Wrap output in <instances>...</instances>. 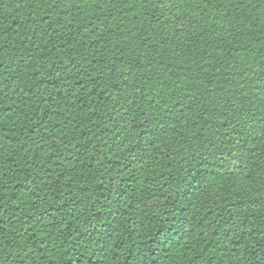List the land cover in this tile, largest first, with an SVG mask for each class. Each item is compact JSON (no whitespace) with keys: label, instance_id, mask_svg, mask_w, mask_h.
Wrapping results in <instances>:
<instances>
[{"label":"trees","instance_id":"obj_1","mask_svg":"<svg viewBox=\"0 0 264 264\" xmlns=\"http://www.w3.org/2000/svg\"><path fill=\"white\" fill-rule=\"evenodd\" d=\"M0 264H264V0H0Z\"/></svg>","mask_w":264,"mask_h":264}]
</instances>
